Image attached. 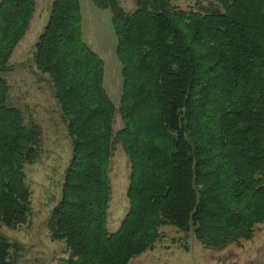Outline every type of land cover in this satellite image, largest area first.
<instances>
[{
  "label": "trees",
  "instance_id": "trees-1",
  "mask_svg": "<svg viewBox=\"0 0 264 264\" xmlns=\"http://www.w3.org/2000/svg\"><path fill=\"white\" fill-rule=\"evenodd\" d=\"M92 0L108 10L121 66L115 107L104 62L84 42L78 0H53L32 56L46 76L71 140L61 198L48 220L66 264H129L154 248L160 228L192 233L222 250L264 223V0ZM207 2L206 7H201ZM35 0H0V226L26 225L24 165L36 161L41 131L7 105L9 70ZM119 116L122 127L113 132ZM120 145L130 163L129 209L110 233V161ZM14 246L0 236V264Z\"/></svg>",
  "mask_w": 264,
  "mask_h": 264
},
{
  "label": "rangeland",
  "instance_id": "rangeland-1",
  "mask_svg": "<svg viewBox=\"0 0 264 264\" xmlns=\"http://www.w3.org/2000/svg\"><path fill=\"white\" fill-rule=\"evenodd\" d=\"M52 1L35 0V15L29 29L10 58L9 70L2 75L8 86L7 105L20 110L27 126L36 124L41 131L36 161L24 165L25 184L31 194L28 223L15 230L0 226V236L15 248L11 251L12 264H66L68 257L65 243L50 240L48 220L61 198L64 172L71 157V140L48 78L36 70L32 60L35 44L48 22ZM118 2L127 13L135 9V0ZM196 2L176 0L174 6L183 11H199ZM200 6L206 7L207 2ZM83 7L91 8L90 4ZM95 9V14L85 11L83 40L104 62V89L117 107L122 79L121 66L115 56L116 38L109 16H99L100 9ZM121 127L116 115L113 132ZM129 173L128 157L118 144L109 172L111 199L107 228L110 233L119 228L129 209L126 197ZM160 233L162 237L154 248L132 259L129 264H264V223L256 226L251 240L222 250L204 248L192 233L185 235L170 225L160 228Z\"/></svg>",
  "mask_w": 264,
  "mask_h": 264
},
{
  "label": "crops",
  "instance_id": "crops-1",
  "mask_svg": "<svg viewBox=\"0 0 264 264\" xmlns=\"http://www.w3.org/2000/svg\"><path fill=\"white\" fill-rule=\"evenodd\" d=\"M79 1V4H80V8H81V15H82V20L84 21V16H85V11L87 10V11H89V12H91L92 14H95L94 12H96V9H95V7H94V5H93V3H92V0H78ZM84 4H90V7L92 8H88V9H84ZM97 10H99V9H97ZM97 12H99V11H97ZM103 12V13H102ZM106 12H108V11H106V10H100V14H98L99 16H101V14H105L106 16H109V20L111 21V15H110V13L108 12V13H106ZM34 15H35V13H34ZM83 21H82V26H83ZM89 46V45H88ZM90 47V46H89ZM91 48V47H90ZM92 49V48H91ZM92 51H94L93 49H92ZM95 52V51H94Z\"/></svg>",
  "mask_w": 264,
  "mask_h": 264
}]
</instances>
